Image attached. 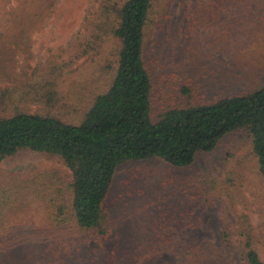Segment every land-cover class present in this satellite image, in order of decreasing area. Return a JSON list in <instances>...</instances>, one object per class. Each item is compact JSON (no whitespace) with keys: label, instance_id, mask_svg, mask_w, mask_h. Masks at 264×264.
Masks as SVG:
<instances>
[{"label":"rangeland","instance_id":"374dc122","mask_svg":"<svg viewBox=\"0 0 264 264\" xmlns=\"http://www.w3.org/2000/svg\"><path fill=\"white\" fill-rule=\"evenodd\" d=\"M37 1L41 16L27 28L24 9ZM124 1L31 0L19 15L8 14L15 0L0 5V116L79 123L114 78V10ZM145 57L154 119L264 85V0H154ZM253 148L241 129L189 166L157 157L121 165L104 240L73 214L67 164L20 150L0 162V264H248V239L264 259V178Z\"/></svg>","mask_w":264,"mask_h":264},{"label":"trees","instance_id":"16d2710c","mask_svg":"<svg viewBox=\"0 0 264 264\" xmlns=\"http://www.w3.org/2000/svg\"><path fill=\"white\" fill-rule=\"evenodd\" d=\"M11 1L0 0V5ZM24 3L31 0H15L8 14L19 15ZM33 3L24 9L32 16L25 21L27 28L41 16L42 4ZM153 4L125 0L114 10L113 32L120 42L115 75L79 123L25 111L0 116V162L23 149L60 157L73 173V214L101 240L111 234L105 202L115 173L129 161L157 157L177 167L189 166L225 135L246 129L264 178V85L209 103L170 106L154 119V84L145 57ZM245 245L248 264H264L250 239Z\"/></svg>","mask_w":264,"mask_h":264}]
</instances>
